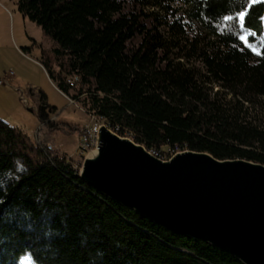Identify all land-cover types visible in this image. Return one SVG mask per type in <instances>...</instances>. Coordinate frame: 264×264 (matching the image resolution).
<instances>
[{"label":"trees","instance_id":"16d2710c","mask_svg":"<svg viewBox=\"0 0 264 264\" xmlns=\"http://www.w3.org/2000/svg\"><path fill=\"white\" fill-rule=\"evenodd\" d=\"M17 9L57 45L42 47L38 59L50 80L71 100L83 97L90 115L132 132L148 150L176 146L264 164V55L244 44L238 23L224 20L247 9L245 27L256 33L247 39L264 51V3L18 0ZM162 26L206 73L171 59ZM56 110L42 92L43 147L0 118V264L26 255L35 264H243L89 186L72 159L46 149L53 134L83 128L53 119Z\"/></svg>","mask_w":264,"mask_h":264},{"label":"water","instance_id":"95a60500","mask_svg":"<svg viewBox=\"0 0 264 264\" xmlns=\"http://www.w3.org/2000/svg\"><path fill=\"white\" fill-rule=\"evenodd\" d=\"M80 177L173 233L264 264V164L190 150L163 160L102 126Z\"/></svg>","mask_w":264,"mask_h":264},{"label":"rangeland","instance_id":"374dc122","mask_svg":"<svg viewBox=\"0 0 264 264\" xmlns=\"http://www.w3.org/2000/svg\"><path fill=\"white\" fill-rule=\"evenodd\" d=\"M0 2V4H5L8 10L11 12V15L10 13H7L6 19L0 18V34L5 36L10 33L11 27L13 25V17L16 18V11H18V9L14 10L11 0L8 2L0 0ZM172 5L177 7L181 6L182 4H180L178 1H175L172 3ZM28 23L30 25L27 27L28 31H31L32 29L41 33L40 35L42 40H40V42H42L45 48L57 46L54 41L43 34L42 29L37 24L30 21L27 17L25 19L21 18L18 25L19 30L24 38L26 37L25 27ZM161 32L170 45L169 49L171 53V59L183 61L189 66L196 67L202 73H206L202 63L197 58L187 59L185 57L187 49L184 48V43H181L180 47L175 46V43L181 41L180 36L173 34L165 26L161 27ZM4 44H7V40H5ZM28 55L29 58H26L13 53L12 50H4L2 52L0 51L1 71L4 73L5 71L9 70V72H12L9 73L10 76L14 73L18 78L17 80H13L14 82L11 80L10 83H7L8 80L4 77L6 75L1 77V79L5 81L0 86V118L13 127H19L25 133H28V135L31 136L33 140L36 141V136L40 137L39 139H41L42 132L39 133V120L37 117L38 104L36 105L32 96H30L29 89L33 88L34 91H38V87L44 86L47 90L45 93L48 97L49 103L57 109L55 114H52L53 119L57 118L67 123H75L82 126L83 128L91 123V115L87 112V108L83 104V97L71 102L66 97V95H64L56 86L52 84L46 72L43 73L37 68L38 66L35 63V60L40 58L39 55L34 52H29ZM212 86L214 91L221 90L220 87L215 83H213ZM222 93V96H224L225 100H230L232 98L230 94L226 92ZM251 112L254 116L261 115L259 109H253ZM56 134H62L64 136L59 140H55L54 136ZM76 140L77 139L75 138V135H66L64 133L57 132L50 137L49 143H52L55 150L58 151L60 155H68L72 157L77 147ZM174 151L176 152H172L171 157L178 152H182L179 149ZM72 160L76 165L79 163L80 158L74 156ZM20 264L35 263L29 255H26L21 258Z\"/></svg>","mask_w":264,"mask_h":264},{"label":"crops","instance_id":"0c3cea01","mask_svg":"<svg viewBox=\"0 0 264 264\" xmlns=\"http://www.w3.org/2000/svg\"><path fill=\"white\" fill-rule=\"evenodd\" d=\"M1 1L8 2L9 0H1ZM11 2H12V6H13L14 10H17L18 0H11ZM7 13H10V15H11V12L8 10L7 6L5 4H0V16H1L0 18L6 19ZM21 16H23V15H21V13H19V11H16V18H14L12 15L13 25L11 27L10 33L8 35H5V36H2L0 34V51L2 52L4 50H12L13 53H15L19 56H22V57H26V58L29 56L28 55L29 52H34L37 55H39V57H40L41 48L44 47L42 42H40V40H42V37L40 35L41 33H39V31H37V30H32V29H31V31H28L27 27L30 26L28 23L25 27L26 37L24 38V36L21 34V32L19 30L18 25H19V20L21 18L25 19L26 17H24V16L21 17ZM15 24H16V26H15ZM6 37H7V39H6ZM5 40H7V44H4ZM32 40H35L36 44L33 45ZM35 63L37 64V66H38L37 68L39 70H41L43 73L46 72L45 69L43 68V66L38 62V60H35ZM9 73H10L9 70H7L3 73L0 69V80H1V77L4 75H6L4 77L7 78V80H8L7 83H10L11 80L13 81V80L18 79L14 73L11 76L9 75ZM51 82L54 86H56V84L53 83V81H51ZM0 86H1V84H0ZM44 88H45L44 86H40L37 88V89H39L38 91H34L33 88L29 89V94H30V96H32L36 105L40 102V97H41L42 92L45 93V91H47L46 88H45V90H44ZM69 100L71 101V99H69ZM39 127H40V124H39ZM63 136L64 135H62V134H56L54 136V139L59 140ZM75 138L77 139V135H75Z\"/></svg>","mask_w":264,"mask_h":264},{"label":"built area","instance_id":"2783aa9c","mask_svg":"<svg viewBox=\"0 0 264 264\" xmlns=\"http://www.w3.org/2000/svg\"><path fill=\"white\" fill-rule=\"evenodd\" d=\"M12 73V72H10ZM5 81V80H4ZM3 79L0 80V84L4 83ZM78 81V77H70L68 78V82L71 85H74V83H76ZM70 99V98H69ZM74 101V100H71ZM91 123H89L86 127L82 128V131L77 135V147L75 149V153L72 157L66 155V157L68 159H72L74 156H77L78 158H80L79 163L75 165V168H78L79 170H81L84 158L89 155L93 150H95L97 148V144H98V133L99 130L102 126H106L109 130H111L113 133L121 136V137H125V138H129L132 141L136 142V136L128 131V130H122L120 126L118 125H113L110 121H108L106 118L104 117H98V116H94L91 115ZM41 128V125L39 127V130ZM36 143L38 145H40L41 147H43V143L41 141V139H39L40 137L36 136ZM46 149L47 150H55L54 146L52 145V143H48L46 144ZM175 149H180L179 147H169L168 149H166V151L163 150H149L153 155H155L156 157H158V155H165V160H166V153L167 152H174Z\"/></svg>","mask_w":264,"mask_h":264},{"label":"snow or ice","instance_id":"6c2138e0","mask_svg":"<svg viewBox=\"0 0 264 264\" xmlns=\"http://www.w3.org/2000/svg\"><path fill=\"white\" fill-rule=\"evenodd\" d=\"M249 5H254L257 3H264V0H248ZM248 15V10L247 9H243L241 11H238L236 13V15L233 16H225L224 20L226 21H235L236 23L239 24L241 30H242V34L240 36V39L244 42V44L251 49L253 52H255L258 55H264V51H258V47L260 46H255L253 45L248 39V36H255L256 33L252 32L250 30H248L245 27V22H246V17ZM262 46H264V39H262Z\"/></svg>","mask_w":264,"mask_h":264},{"label":"bare ground","instance_id":"6f19581e","mask_svg":"<svg viewBox=\"0 0 264 264\" xmlns=\"http://www.w3.org/2000/svg\"><path fill=\"white\" fill-rule=\"evenodd\" d=\"M184 151H185V150H184ZM178 153H179V152H178ZM176 154H177V153H176ZM176 154H175V155H176ZM172 157H173V156H172ZM172 157H171V158H172ZM158 158H159V157H158ZM160 159H162V158H160ZM169 159H170V158H168V159H166V160H169ZM163 160H165V159H163Z\"/></svg>","mask_w":264,"mask_h":264}]
</instances>
